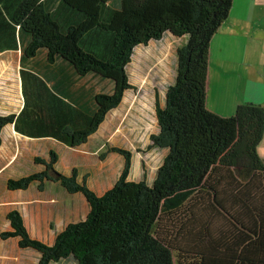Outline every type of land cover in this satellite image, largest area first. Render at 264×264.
Segmentation results:
<instances>
[{"label": "trees", "instance_id": "trees-1", "mask_svg": "<svg viewBox=\"0 0 264 264\" xmlns=\"http://www.w3.org/2000/svg\"><path fill=\"white\" fill-rule=\"evenodd\" d=\"M233 0H0V54L20 50L23 104L0 112V146L8 125L29 137L75 148L98 131L137 90L127 67L139 46L175 42L173 82L156 104L158 131L148 147L165 149L152 179L129 180L132 155L98 195L74 168L59 172L58 154L34 157L40 168L10 178L11 189L48 182L82 193L90 209L53 244L32 237L22 214L7 213L5 239L39 253L37 264H264V103L238 104L224 116L207 106L211 40ZM166 37V38H167ZM79 83V84H78ZM128 150V149H127Z\"/></svg>", "mask_w": 264, "mask_h": 264}, {"label": "rangeland", "instance_id": "rangeland-1", "mask_svg": "<svg viewBox=\"0 0 264 264\" xmlns=\"http://www.w3.org/2000/svg\"><path fill=\"white\" fill-rule=\"evenodd\" d=\"M239 24L244 29H248L250 25L248 22ZM166 37L163 41H151L148 46L142 45L135 50L133 62L127 67V71L131 82L137 84L139 90L135 95L132 90L125 92L123 103L109 114L103 127L83 149L66 145L61 147L55 141H43L44 139L29 140L20 137L16 132L11 138H7L6 148H0L1 159L7 160L9 157V162L12 161L8 170L0 172V264H37L40 258L36 250L21 248L19 238L5 239L1 236L2 232L12 230L11 223L7 220L9 211L19 210L32 237L52 244L58 232L69 223L84 219L90 209L88 201L80 192L78 194L83 195V199H78L80 196L76 197L77 193L66 195L57 188L52 189L54 187L44 192L31 188H9L10 178L30 174L41 165L34 163V157L48 159L53 149L60 158L56 169L69 174L76 168L79 173L78 180L86 177L88 186L98 195L114 185L124 162L119 153L111 152L114 156H103L108 144L121 146L131 152L133 164L129 180H139L144 174L149 180L155 175L166 150L148 146L151 143V134L158 131L156 104L159 102L164 105L165 88L173 82L174 48L175 42H179L171 36ZM262 44L264 50V41H261ZM250 45L248 42L249 52H257V62L262 61L264 64V52H258V42H252V50ZM20 58V50L0 54V112L4 114L17 113L24 101L21 94ZM251 60L253 61L252 58ZM253 75L256 76L255 73ZM21 156L23 157L20 158ZM67 197L72 199L73 205L64 204L70 202ZM57 210L60 215H57ZM54 264L77 262L65 259Z\"/></svg>", "mask_w": 264, "mask_h": 264}, {"label": "crops", "instance_id": "crops-1", "mask_svg": "<svg viewBox=\"0 0 264 264\" xmlns=\"http://www.w3.org/2000/svg\"><path fill=\"white\" fill-rule=\"evenodd\" d=\"M232 17H234V20H232ZM247 22L250 23L248 29L242 28V25L239 24ZM253 41L258 42V52H264L263 44L261 45V41H264V0H234L228 19L221 25L211 40L207 83V106L212 111L224 116H230L235 113V110L240 103H264V64H262V61L257 62V52H255V54L249 52L248 42L251 44L249 48L252 50ZM253 73H255L256 76H254ZM138 90L139 89H137L136 92L132 90L134 95ZM119 107L112 111L117 110ZM103 124L104 123L101 124L98 131L101 129V127H103ZM98 131L94 133L86 143L80 147H75V149H83L86 147L87 143L97 135ZM14 132H16L20 137L29 140L44 139L43 141H55L57 142L56 144H59L60 146L65 145L52 137L37 138L22 135L14 129L13 125H8L3 131V141L5 140V142L2 143L0 148H6V140L7 138H11ZM258 152L264 159V135L260 144L258 145ZM108 156L114 155L108 153ZM22 157L23 156L20 158ZM26 160H28L27 157ZM11 162H9V157L7 160H3L0 156V172L3 173L4 171L8 170L10 168L9 164ZM39 168L40 166H37L36 170ZM50 187H54L52 189L55 190L57 188L60 193L72 195L58 183H54L52 181L46 184L44 191ZM29 188L38 190L35 184L31 185ZM78 196H80L78 199H83V195L77 193L76 197ZM68 199L70 202H65L64 204L67 206L73 205L72 199ZM57 215H60L59 210H57ZM28 231L30 233L29 228ZM55 238L56 236L54 237V240Z\"/></svg>", "mask_w": 264, "mask_h": 264}]
</instances>
